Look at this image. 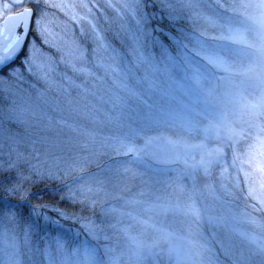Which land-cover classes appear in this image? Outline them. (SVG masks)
Returning <instances> with one entry per match:
<instances>
[{"label":"rangeland","instance_id":"obj_1","mask_svg":"<svg viewBox=\"0 0 264 264\" xmlns=\"http://www.w3.org/2000/svg\"><path fill=\"white\" fill-rule=\"evenodd\" d=\"M85 2L41 0L50 42L35 17L28 39L45 67L0 88V162L15 163L2 170L0 204L15 214L0 212V264H264L249 240L264 231L248 218L264 216L247 195L264 183V0H171L175 21L143 0L161 40L179 32L183 47H169L171 60L128 53L110 69L73 19ZM146 137L158 140L139 156L117 147ZM17 171L30 178L5 191ZM80 185L85 198L68 195Z\"/></svg>","mask_w":264,"mask_h":264},{"label":"snow or ice","instance_id":"obj_2","mask_svg":"<svg viewBox=\"0 0 264 264\" xmlns=\"http://www.w3.org/2000/svg\"><path fill=\"white\" fill-rule=\"evenodd\" d=\"M25 3L30 4L31 7H23L21 13L10 15L7 17V20L0 15V33L4 31L9 32L8 38L4 41V46L0 47V88L8 89L12 84L24 80L30 73L36 72L37 66L41 68L45 67L42 61L47 54L42 51L35 40L29 41L28 35L32 30L31 25L33 17H35V27L43 37V43L47 44L50 42L46 30L42 27L48 15L46 9L49 7V4H44L41 7V0H27V2L26 0H6V2L0 4V12L10 7H20ZM37 7H41L39 13L36 11ZM51 7L63 10L64 6L57 4L51 5ZM82 7L86 9V12L73 17V19L80 25V32L84 34V37L90 38L95 45L91 50V54L98 60H103L106 68H112L118 60L128 53H131L138 60H146L149 58L148 52L152 48H158L162 56H166L171 60L173 58L169 53V47L173 44L177 48L183 47L179 32L168 33V44L161 40L159 34L153 30L150 20L147 18L143 0H86ZM260 7L264 8V5H260ZM158 8L170 21L177 19L176 8L171 0H160ZM128 17H131L132 22H129ZM109 36L120 38V49H117L112 44ZM76 48L79 58L83 59L88 50L84 49L81 45H76ZM50 59L49 57L48 60L50 61ZM40 75L49 86L56 84L55 81L49 78L47 72H41ZM121 87H124V85L121 84ZM121 102L120 97H117V103L121 104ZM139 134V132L134 131L132 135ZM157 140V137H146L142 148H137L129 142L128 138H121L117 147L126 148L127 151L134 152L139 156L142 151L150 150ZM211 159L212 154H209L208 158H202L199 161L200 166L205 171H207ZM14 167V162L7 164L0 162V186H4L5 182L9 180V175L2 170H10ZM71 167H75V165H71ZM36 171L43 172V169H37ZM56 174L51 169L47 172L49 176H55ZM245 175L247 176V173ZM29 178L23 172L17 171L16 181L8 184L4 190L10 193L20 190L24 181ZM236 183L238 184L239 181H236ZM89 190L83 185L78 186V189L76 187H69L68 195L83 199L85 198V193ZM247 195L258 202V204H252L251 208L260 211L262 216H264V183H261L258 187L250 183ZM5 211L10 215L15 214L14 209L6 208L5 205L0 204V212ZM33 211H35V208ZM60 214L64 215L63 212ZM248 218L252 223L259 224L262 231H264V220L257 221L252 216H248ZM85 223L88 227H91L90 223L86 221ZM249 240L258 245L261 251H264V236H261L258 242L255 236H250Z\"/></svg>","mask_w":264,"mask_h":264},{"label":"water","instance_id":"obj_3","mask_svg":"<svg viewBox=\"0 0 264 264\" xmlns=\"http://www.w3.org/2000/svg\"><path fill=\"white\" fill-rule=\"evenodd\" d=\"M23 10V9H22ZM22 10L16 12V13H12V14H9V15H6L4 18L5 20H7V17L10 16V15H13V14H19L22 12ZM9 36V32L8 31H4L2 33H0V47H3L4 46V41L8 38Z\"/></svg>","mask_w":264,"mask_h":264},{"label":"trees","instance_id":"obj_4","mask_svg":"<svg viewBox=\"0 0 264 264\" xmlns=\"http://www.w3.org/2000/svg\"><path fill=\"white\" fill-rule=\"evenodd\" d=\"M32 189L36 190V191L32 192V196L33 197H36V198L39 197V199H43V194H42L43 193V191H42L43 188H41L40 186H34V188H32Z\"/></svg>","mask_w":264,"mask_h":264},{"label":"flooded vegetation","instance_id":"obj_5","mask_svg":"<svg viewBox=\"0 0 264 264\" xmlns=\"http://www.w3.org/2000/svg\"><path fill=\"white\" fill-rule=\"evenodd\" d=\"M24 6H22L21 8H18V9H16V10H14V11H11V12H8L6 15H8V14H11V13H15V12H17V11H19L20 9H22ZM26 7H31V5H27ZM5 15V16H6ZM5 16H3V17H5ZM31 28H32V25H31ZM31 32V31H30Z\"/></svg>","mask_w":264,"mask_h":264}]
</instances>
